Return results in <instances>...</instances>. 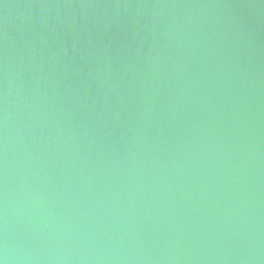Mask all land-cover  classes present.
<instances>
[{"label":"bare ground","instance_id":"bare-ground-1","mask_svg":"<svg viewBox=\"0 0 264 264\" xmlns=\"http://www.w3.org/2000/svg\"><path fill=\"white\" fill-rule=\"evenodd\" d=\"M0 264H264V0H0Z\"/></svg>","mask_w":264,"mask_h":264}]
</instances>
